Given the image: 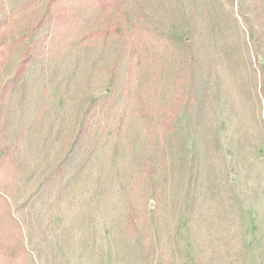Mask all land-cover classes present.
I'll list each match as a JSON object with an SVG mask.
<instances>
[{
    "label": "rangeland",
    "instance_id": "rangeland-1",
    "mask_svg": "<svg viewBox=\"0 0 264 264\" xmlns=\"http://www.w3.org/2000/svg\"><path fill=\"white\" fill-rule=\"evenodd\" d=\"M0 264H264V0H0Z\"/></svg>",
    "mask_w": 264,
    "mask_h": 264
},
{
    "label": "trees",
    "instance_id": "trees-1",
    "mask_svg": "<svg viewBox=\"0 0 264 264\" xmlns=\"http://www.w3.org/2000/svg\"><path fill=\"white\" fill-rule=\"evenodd\" d=\"M24 71H25V69H24V67L21 69V71H19V75H18V77L20 76V75H22L23 73H24Z\"/></svg>",
    "mask_w": 264,
    "mask_h": 264
}]
</instances>
